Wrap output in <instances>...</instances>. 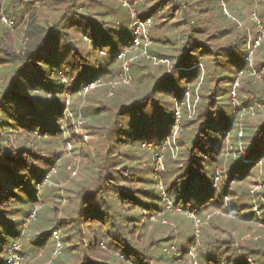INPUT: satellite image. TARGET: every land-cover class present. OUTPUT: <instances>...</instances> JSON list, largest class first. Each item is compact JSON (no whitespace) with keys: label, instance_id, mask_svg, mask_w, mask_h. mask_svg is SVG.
I'll return each instance as SVG.
<instances>
[{"label":"trees","instance_id":"16d2710c","mask_svg":"<svg viewBox=\"0 0 264 264\" xmlns=\"http://www.w3.org/2000/svg\"><path fill=\"white\" fill-rule=\"evenodd\" d=\"M217 2L210 8L194 0H0L1 18L12 23L9 28L0 20V255L12 240V215L37 204L35 193L42 192L51 173L47 163L57 161L61 169L65 161L56 159L57 151L44 160L38 136L78 145V157L90 158L83 135L73 125L81 115L83 132L99 135L103 150L93 148V180L74 192L73 213L63 226H56L69 236L50 264L176 263L162 252L176 242L174 236L152 240V233L145 231L146 217L163 212L168 204L173 211H194L199 220L210 216L206 226L195 229L197 264H264V159L258 165L264 156V119L250 129L247 125L249 109L258 106L260 115L264 113V73L261 80H240L235 114L228 105L236 75L247 65V45L260 38L261 31L253 38L251 28L223 15L226 0ZM131 11L137 19H151L150 45L141 61L129 64L131 84L108 97L110 84L122 73L119 53L135 52L130 50ZM253 14L249 20L259 28ZM262 39L258 71L264 69ZM103 51L106 56L100 58ZM150 58L161 61L158 70ZM90 73L98 75L94 86L102 84L101 105L89 94L96 87L78 96L75 112L70 99L66 107V90L56 92L58 98L48 91L54 80L67 74L78 94ZM163 99L167 103L162 104ZM175 104L182 109L180 157L173 161L167 151L162 172H137L128 155L155 145L160 137L171 145ZM64 107L70 117L63 116ZM150 107L152 113L143 116V109ZM94 112L106 118V126H84ZM234 131L236 139L231 138ZM65 171L64 165L60 178ZM223 173L227 184L213 189L210 179H222ZM257 175L262 187L250 194L244 187L255 186ZM34 234L40 241L48 233ZM33 244L23 243L21 264L38 259ZM178 252L184 264L189 254Z\"/></svg>","mask_w":264,"mask_h":264},{"label":"rangeland","instance_id":"374dc122","mask_svg":"<svg viewBox=\"0 0 264 264\" xmlns=\"http://www.w3.org/2000/svg\"><path fill=\"white\" fill-rule=\"evenodd\" d=\"M194 1H199V2L202 1L203 2L202 4H205L206 6L210 8H215L218 3L217 0H194ZM222 10L224 13L223 15L227 16L226 18H228L229 20L235 21L236 23H240L241 25H244L247 28H251V32H252L251 36L253 38L259 37L260 27H261L260 31L264 33V0H226V4H222ZM251 12H254L253 15L259 19V22H260L259 28L253 27L254 25L251 24L249 20ZM0 13L2 12L0 11ZM215 13H216V16L217 15L219 16V13L217 12ZM262 40H263L262 45H264V39ZM88 48H90V46H88ZM258 50L259 48L255 51L254 67H255V64L259 63L258 62L259 58L261 59L260 56L262 55V53H259ZM116 51H118L119 53L120 50L119 49L115 50L114 54L116 53ZM105 56L106 54L103 51V54L100 55V58L101 57L104 58ZM148 61H151L152 64L154 65L153 66V68H155L154 71L158 70L157 68L159 64L162 65L161 61L157 62L156 60H154V58L153 59L150 58V60ZM164 65H166V68L169 69V65L168 67H167V64H164ZM70 68L71 70H73L72 72L74 73V66H71ZM149 70L150 69L148 67L147 69L144 70V72H148ZM130 77L132 79L131 75ZM247 77H250V76L247 75ZM69 80L70 79H68V75L65 74L62 80H59V81L54 80L53 83L50 86H48L49 87L48 91H50L52 95H55V97L58 98L59 95H56V92H59L62 89L66 90L67 91V95L65 96L66 107L70 99L72 101V104L74 105V112H75L76 111L75 104L77 103V98H79L78 96L82 98L84 97V95H82V94H85L83 92V89L86 86L95 84L98 80V75L90 73V76L84 82L85 84L80 88V92L78 94L76 93V90L78 88L74 90V87L73 86L71 87L72 82H70ZM101 86L102 84H96L94 86L96 88L93 89L94 88L93 87L92 88L93 90L91 89L92 91L89 92L91 96H94L92 100L97 101L96 106L102 104L99 101L100 93L103 91ZM181 89L182 87L179 85V90L181 91ZM231 90L232 89H230V92ZM132 100L133 99H130L127 102L130 103ZM166 101H168V99H163L162 104L167 103ZM228 105L230 106V109H232L233 113L235 114L237 112L236 111L237 103L236 102L233 103V101L231 100V102H229ZM66 107H64L63 113H62L65 118L67 116V112L69 111L68 108H67L68 110L65 109ZM191 107L192 106L190 105L188 106L189 118L193 116ZM178 108H180V106L175 104V110ZM152 110H153L152 107H150V109L148 110L145 108L142 111L143 112L142 115L149 116L152 113ZM254 110H255L254 108L253 109L251 108L248 111L250 112V115H252L249 118H247V121L249 123L247 125H250L248 126L249 129L252 128L253 125L261 122L264 119V113L262 112L260 115L259 111L261 109L258 106H256L257 111L256 110L254 111ZM95 112L91 113L92 121H89L88 119L87 121L86 118L84 117L85 120L87 121L84 123V126L86 124L91 125V127L92 126L96 127L97 125H101V124L106 126V118H104V116L97 117L99 116V114H96ZM180 112L182 113V109H180ZM70 116H71V113L69 117ZM97 118L99 121H96ZM81 120H82V116L80 115L77 120L73 121V125L76 128V133L79 135H83L82 136L83 141L86 142V147H87L85 151L90 157L89 159L78 157V150H79L78 145L70 146L68 144L66 145L60 144V143L55 144L53 142L45 141L43 140L44 138H42L41 136H38L39 142H40L39 146L42 151L41 154L45 155L44 160H46L47 156H50L53 153V151H57L58 154L56 155L57 156L56 159H63L66 162L65 161L62 162L61 169L59 166L60 163L57 161H54L53 163L50 161L51 163H47V165L49 166L48 168H50L51 170L50 175L55 172L54 169H56V175L54 176L53 179H50L49 178L50 175H49L46 180L47 182L45 181L42 185V192L38 191L37 193H35L37 204H33V206L32 204L23 206L22 209L18 213L12 215V220L14 223H12L13 225L11 226V229L8 233V238H11L12 240L7 246L8 247L7 250L2 255H0V263L3 261L5 262L4 264H21L22 259H23L21 255L23 243L30 245L32 242H34L32 246H34L33 247L34 251L38 253L37 254L38 259L34 261L32 264H50L51 260L55 258V256L60 252L61 241L67 236H69V231H60L58 230L56 226L58 225L63 226V224H65V222L69 220L71 214L73 213L72 211L74 210L76 206V201H74V198H73L74 192H77L78 190H80L81 187L85 185L86 183H88V185L90 186V180H93V175H94L93 171H95L96 170L95 168L97 167V166L95 167L94 165L91 167L89 163L90 159L94 157L93 148L98 147L100 150H103V147L99 145V143L101 142V138L99 137V135H94V136L86 135L83 132ZM181 120L182 119L180 115V120L179 121L177 120L178 130L175 129L171 131L173 122L171 124V127L169 129L171 132L169 134H172L174 136L173 137L174 140H172L170 147H169V144H168V147L163 145L164 144L163 138L160 137L156 140L157 142L155 145L151 144L149 146H146V148L142 149L143 151L137 152L136 155L134 156L128 155L129 159L132 162L131 163L132 165L130 166L132 168L134 166V169L137 172H139L140 170H141L140 172H145V173H148V172L154 173V171L162 172L161 170H157L158 168H156V160L152 156L153 155L151 151L152 149H153L154 155L157 154L158 157L160 158H161L162 152H163L162 155L165 156L168 151L171 157V160L173 161L178 160V157H180V150L178 149L177 140L179 139L178 134L180 133L179 129L181 127L180 126ZM239 120L241 123L243 121L242 117H240ZM167 125H169V123L167 122L163 124V128L165 129L166 127H168ZM152 130L153 129H151L150 131ZM134 131L135 129H133V132ZM154 131L156 133L159 132L157 128L154 129ZM231 138L236 139L235 131L232 132ZM146 141H149V139H147ZM161 146L165 147L164 151L160 149ZM49 152L51 154H48ZM139 153L141 155H139ZM263 159H264V156L263 158H259L258 165L262 162ZM64 165L66 167V171L63 173L62 177L60 178V174L63 171ZM163 165H164V162H163ZM157 176H158L157 177L158 179L160 176L159 175ZM215 176L212 179H210V184L212 183V188L217 190L219 189L220 185H222L223 183H226L225 180H226L227 175L226 173H223V178L221 179L220 177H217L218 180L216 179ZM217 176H219V174ZM261 178L262 177L257 175L254 178L257 184L255 186H252L250 184H247V185L245 184L246 186L244 187V190L246 191L250 190V194H253L255 190L262 187ZM61 180H64V182H62ZM160 186H161V183H160ZM90 188H92V186ZM161 189L163 192L164 189L162 186H161ZM42 194H43V199L41 197ZM171 207L172 206L168 204L167 207L164 208L165 210L163 212L162 211L160 213L156 212V216L146 217V220H148L149 223H147V225L145 226V229H146L145 231L147 233H152L151 235V237H153L152 240L160 238V237H164L167 235H173L176 242L168 244V246L163 248L164 250L162 252L165 258H169L170 260H173L174 262L178 260L176 263H172V264H183L179 262V260H181V256H180L181 254L178 251L182 249V251H187L188 254L189 253L191 255L196 254L195 244L197 243V240H198V237H197L198 231H195V229H197L196 226L198 228L201 226H206L208 224V219L210 216L206 215V218L204 220H199L198 218H196L195 213H193L194 211L193 212L173 211L171 210ZM56 208H57V212H56ZM251 210L252 212L255 213L256 216L260 215L258 206H256V204H252ZM33 212L36 214L35 220L29 221L26 223V220L29 217L30 213H33ZM166 214H168V217ZM216 214L219 215L220 212L218 211L216 212ZM31 224H34V225L30 226L29 232H28L27 226ZM51 228L53 229L51 230ZM49 230H50V233H49ZM35 232H42V233H48V234L46 235L44 239L40 241H36V235L34 234ZM192 235L194 236L195 239H193L192 241H189ZM175 243H178V245ZM10 251L12 252L15 251L14 257L10 255L11 254ZM166 251H168V253ZM191 255L187 257V261L184 264H190V262H192L193 257ZM190 258H191V261H190ZM195 258H196V255H195ZM166 264H170V263H166Z\"/></svg>","mask_w":264,"mask_h":264},{"label":"built area","instance_id":"2783aa9c","mask_svg":"<svg viewBox=\"0 0 264 264\" xmlns=\"http://www.w3.org/2000/svg\"><path fill=\"white\" fill-rule=\"evenodd\" d=\"M124 6H126V4H124ZM131 25L130 28L132 30V36H131V41H130V50H134L135 52L130 54V51H123L121 53H119L118 55V60L122 61V74L119 76V79L113 83L110 84V92H108L107 96L108 97H112L113 96V90H116L120 87L123 86H129L131 84V77L129 75V64H131L132 62H136L139 61L142 57H145L147 55V47L150 45V39H149V32L152 26V21L151 19H137L133 13V11H131ZM252 20L259 26V22L257 20V18L253 15ZM1 22L6 25L7 27L11 28L12 23L7 20L6 18H1ZM261 29V27H260ZM264 37V33L261 32V37L251 41L248 45H247V56H246V67L244 70H241L240 72H238V74L236 75V78L232 84V90L230 92V99L233 101V103L236 102V91L237 88L239 86L240 80L244 77V76H250V77H254L255 79L260 80L262 78V72L264 71V69H262L261 71L256 70V68L254 67V58H255V51L259 48L260 43H261V38ZM139 51V53L137 54L136 52ZM129 55V56H128ZM94 87V85H89L86 86L83 89V92L86 93L88 91H90L92 88ZM70 113L67 112V116H69ZM177 120H180V109L178 108L175 113H174V122L171 128V131L173 130H178V123ZM177 126V128H176ZM170 131V132H171ZM177 134V133H176ZM172 138L174 137L171 134ZM174 140V138H173ZM163 142L165 146L170 147V143L168 138L163 139ZM162 151L165 150L164 146H161ZM153 152V149L151 150ZM154 153V152H153ZM154 159L156 160V168H158L157 170H163V155L161 154V158L158 157L157 154L154 155ZM217 179V178H216ZM35 220V213H31L29 215V217L26 220V223L29 221ZM196 228H198L196 226ZM197 231V230H196ZM198 237V236H197ZM15 252V251H14ZM10 251V255L12 257L15 256V253ZM168 253V251H166ZM191 254L189 253V256ZM193 257L192 262H190V264H197V260L195 258V255H191ZM191 261V258H190Z\"/></svg>","mask_w":264,"mask_h":264}]
</instances>
